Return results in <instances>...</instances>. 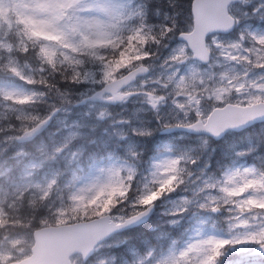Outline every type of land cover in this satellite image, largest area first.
Wrapping results in <instances>:
<instances>
[{
	"label": "clouds",
	"instance_id": "clouds-1",
	"mask_svg": "<svg viewBox=\"0 0 264 264\" xmlns=\"http://www.w3.org/2000/svg\"><path fill=\"white\" fill-rule=\"evenodd\" d=\"M37 2L0 9L33 15ZM196 3L77 0L44 29L62 40L14 16L0 25V264H26L36 223L60 212L105 225L77 264H202L208 239L229 241L211 264H264L249 239L264 229V188L223 191L264 177V0H220L199 52L186 39ZM226 112L245 118L209 131ZM161 133L172 147L150 149Z\"/></svg>",
	"mask_w": 264,
	"mask_h": 264
},
{
	"label": "snow or ice",
	"instance_id": "snow-or-ice-1",
	"mask_svg": "<svg viewBox=\"0 0 264 264\" xmlns=\"http://www.w3.org/2000/svg\"><path fill=\"white\" fill-rule=\"evenodd\" d=\"M77 5V0H42V2H37L34 6V9L40 13H45L46 14V19L41 21L40 23L42 24V28L33 31L31 34L33 36H39L41 34H44L47 36L49 39H56V40H62L64 38V33H61L60 35L57 36H49L47 35L48 32L44 31L46 28H52L56 30L57 23L65 18L66 11L68 9H73ZM201 0H197V3L193 5V12L198 13L199 8L201 7ZM97 7L99 10L104 13L105 15H114L116 13V9L112 6H109L107 4H98ZM220 8L223 7L222 4L219 5ZM195 29L192 33H189V35L186 37L189 41H191L192 35L195 33H200L201 35L203 34L204 31L208 29V27H211L213 25H207V26H202L199 20V17L197 15L196 20H195ZM97 29V35L98 36H105L108 33L105 31V25L97 22L95 25ZM79 31V25H73L72 26V32H78ZM99 40H89L87 37L84 38L83 43L86 44L88 47H93L97 43H99ZM70 46V45H68ZM197 51L199 52V48L197 47ZM45 55L51 60L52 56L55 55V52L53 50H45ZM25 99H28V97H25ZM153 104H155V101H151ZM225 116H230L231 119L228 120L227 123L229 122H239L243 120L245 117L238 114V113H230L226 112ZM225 125V124H224ZM224 125L220 126H211L209 127V131L213 133H218L219 131L222 130V127ZM174 163V162H173ZM231 180V178H230ZM35 187L45 196L48 193V188L42 187L40 184H36ZM50 187V185H49ZM252 187H257V188H264V177H262L259 180H253V181H248L245 183L243 187H239L236 189H228L224 188L223 191L227 193L228 196H235L238 195L239 193H242L245 191L246 188H252ZM76 197H73L75 199ZM246 204L252 205V204H257L258 202L256 200H248L245 202ZM261 207H264V203L260 204ZM42 220L45 218H41ZM96 235L94 236L93 240L98 238L100 235L103 234L105 225L102 222H97L96 224ZM250 240L256 241L259 239L260 243L262 246H264V229H262L259 233L253 234L249 237ZM229 243L228 240H217V239H208L206 241H203L202 244L207 247V250L212 252L214 255H210L206 257V259L202 262V264H211V262L214 260L215 255H219L218 249L221 248L223 245ZM264 250V249H262Z\"/></svg>",
	"mask_w": 264,
	"mask_h": 264
},
{
	"label": "water",
	"instance_id": "water-1",
	"mask_svg": "<svg viewBox=\"0 0 264 264\" xmlns=\"http://www.w3.org/2000/svg\"><path fill=\"white\" fill-rule=\"evenodd\" d=\"M211 0H201V5ZM219 7L220 0L211 1ZM210 4V3H208ZM220 8V7H219ZM202 26L214 25L219 18L205 20L202 12H198ZM196 15V17H197ZM191 44L194 48L199 47L197 34H193ZM231 119L230 116L218 117L215 125H224ZM101 221H87L71 225L43 227L35 231V246L33 254L26 264H71L70 257L79 253L82 248L90 244L96 235V224Z\"/></svg>",
	"mask_w": 264,
	"mask_h": 264
},
{
	"label": "rangeland",
	"instance_id": "rangeland-1",
	"mask_svg": "<svg viewBox=\"0 0 264 264\" xmlns=\"http://www.w3.org/2000/svg\"><path fill=\"white\" fill-rule=\"evenodd\" d=\"M20 3H22V0H13L14 5L20 4ZM33 13H34L33 15H27L26 11L24 9L17 8V7H14L12 9H8V8L0 9V25H2L3 23H8L9 25H11L13 23V21H12V19H10V16H14L16 18V21L19 23H24L26 25L42 26V24L40 22L45 20V19H38L37 16H46V14L45 13H38L35 9L33 10ZM47 35L52 36L49 33H47ZM39 36H43L44 38L49 39L44 34H41ZM25 101H26V99L24 98V99L19 100L18 102L24 103ZM169 139H170V137L168 134H166V133L159 134V135L154 136L152 139H150L148 141V146L150 149L153 147H156V146H161L163 148L170 149L172 147V145L166 143ZM131 146L132 145H130V147ZM221 147L223 148V145ZM252 188H254V187H252ZM245 191H246V189H245ZM242 193H239L238 195H240ZM252 200H256V199H252ZM84 216L86 217L87 213H84L81 215L73 214L72 216H68L66 213L60 212V213L55 214L51 218L46 217L43 220L40 219L38 221V223H39V226L40 225L45 226V225H49V224L55 225V224L65 223V221H68L69 219H73V218H77V217H84ZM33 244H34L33 240L29 241L30 250H31ZM242 252L246 256L250 255V256L254 257L256 255L254 253V251H251V253H250V250H247V249L242 250ZM74 263L77 264V260L74 261Z\"/></svg>",
	"mask_w": 264,
	"mask_h": 264
},
{
	"label": "trees",
	"instance_id": "trees-1",
	"mask_svg": "<svg viewBox=\"0 0 264 264\" xmlns=\"http://www.w3.org/2000/svg\"><path fill=\"white\" fill-rule=\"evenodd\" d=\"M85 219V216L84 217H78L77 220H84ZM75 220V219H73ZM73 220H70V221H67V222H73ZM151 223H156V218L153 219V221ZM39 226V223L37 222L36 223V228H38ZM147 225L144 226V228H141L139 230H137L135 233H131L129 234L131 236V242H134V243H138L142 238L143 236L146 234L147 232ZM123 249H121L122 251Z\"/></svg>",
	"mask_w": 264,
	"mask_h": 264
}]
</instances>
